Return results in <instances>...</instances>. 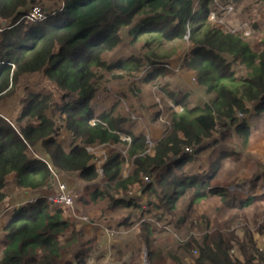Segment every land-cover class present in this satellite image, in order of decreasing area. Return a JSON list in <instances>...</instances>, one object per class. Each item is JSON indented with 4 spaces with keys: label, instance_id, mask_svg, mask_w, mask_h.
Segmentation results:
<instances>
[{
    "label": "trees",
    "instance_id": "obj_1",
    "mask_svg": "<svg viewBox=\"0 0 264 264\" xmlns=\"http://www.w3.org/2000/svg\"><path fill=\"white\" fill-rule=\"evenodd\" d=\"M195 1L0 0V99L24 77L35 75L61 95L54 103L48 89L26 87L15 117L0 112V206L9 197L7 189L29 192L4 215L0 264H86L78 216L92 206L109 218L117 208L136 207L123 219H106L103 224L114 237L122 228L138 224L134 238L144 243L149 264H166L167 259L173 264H264L258 245L264 241V219L255 221V231L241 226L250 224L251 215L264 216L260 213L264 192L244 200L229 197L225 186L235 180L221 181L220 172L226 159L241 154L233 149L228 153L222 146L215 149L227 139L246 148L264 131V37L254 45L243 39L246 29H228L207 20L212 14L223 21L229 5L232 12V5L245 0H219L220 11L214 0H199L197 9ZM35 10L43 19L26 18ZM130 25L133 41L144 35L143 48L152 40L186 38L192 48L179 67L192 73L203 94V99L191 100L193 89L185 84L166 91L169 102L162 96L161 102H154L153 119L163 121L165 132L151 149L144 134L128 131L125 124L133 119L132 113L115 115L117 104L106 108L93 103L97 91H107L124 72L128 74L124 77L132 78L130 71H137L144 82L157 87L156 78L175 71L165 62L167 57L153 52L145 54L150 65L144 66L133 54L116 56L123 43L121 29ZM120 95L126 97L124 92ZM52 108L70 133L68 145L57 139L55 123L46 114ZM120 135L129 137L126 155L131 167L120 177L124 158L111 153L102 165L104 181L97 182L94 156L87 148L117 142ZM248 174L252 187L264 184V170L252 174L250 169ZM56 175L75 176L85 184L86 196L73 197L72 207L42 198L55 193ZM149 176L152 181L141 191L149 198L143 209V203L126 194ZM95 183L100 185L94 187ZM118 190L126 193L119 195ZM213 196L222 207L214 209L212 226L209 218L196 220L192 213ZM147 214L161 221L158 226L163 230L170 228L181 243L157 247L159 231ZM253 232L263 237L256 240ZM172 246L177 247L174 253L169 251ZM184 253L191 262L185 261Z\"/></svg>",
    "mask_w": 264,
    "mask_h": 264
},
{
    "label": "rangeland",
    "instance_id": "obj_2",
    "mask_svg": "<svg viewBox=\"0 0 264 264\" xmlns=\"http://www.w3.org/2000/svg\"><path fill=\"white\" fill-rule=\"evenodd\" d=\"M216 1V6L222 10V7L220 6L221 2L219 0H214ZM200 1L196 0L195 1V6L194 8L197 9L199 7ZM234 10L231 12L230 5L228 6V14L223 18V21L220 20L217 16H214L210 14L207 18L208 21H211L212 23H218L220 26H225V28L228 29H237V30H243L244 35L243 39L248 42H253L254 45L259 44V41L262 37H264V0H245V1H240L235 5H232ZM47 10V9H46ZM131 27L132 25L128 27H124L121 29V35L123 39L122 46L119 48L116 56L126 58V55L128 54H133L135 57H139L141 59L140 65H150L148 63V60L145 57V54H149L150 52H153L157 54L158 56H161L162 58L167 57V61L173 68H175L174 72H168L164 73L162 76H159L156 78V81L154 83H157L160 86H153L150 82H144L143 79L138 76L137 71H130V76L132 78L124 77L128 76L127 72H124L122 75V78L114 80L109 86L107 91H97L96 93V98L93 99V103H99L101 106L106 107V108H111L113 104H117V107L114 110V114H121L124 117L129 116L130 113H132V118H128V124H125L128 131L133 133V134H139L142 133L146 137V141L148 144V147L151 149L153 148L155 142L162 137V135L165 132V125L163 121L161 120H156L153 119V115L156 112V109L154 107V102L158 101L161 102L160 99L162 97L165 98V101L169 102V98L166 96V91H172L179 89L180 85H191V88L193 89L191 91V100H199L203 99V94L199 92V88L195 82H193V75L191 72H185L180 69L179 64L180 61L185 53H187L191 48L192 45L189 44L188 40L186 38H183L184 41L181 40H173V41H154L152 40V43L150 44L149 48H143V36L140 35L136 40L133 41L134 35L131 33ZM187 40V41H186ZM133 67V66H132ZM117 72V71H115ZM121 71H119L120 73ZM134 78V79H133ZM132 79V80H131ZM163 86V87H162ZM31 88V89H41L45 88L48 89L49 92L52 93L53 95V101L54 103L57 102L58 100L61 99L60 93L52 86L49 85L47 80H45L43 77L40 75H35L32 77H24L21 82H19L18 87H16L10 94H8L6 97L0 99V112L3 113V115L7 116L8 118H13L17 115L19 112V101L21 97L25 95V88ZM165 89V90H164ZM167 89V90H166ZM186 90V87L183 88ZM159 90V92H158ZM121 92H124L126 94V97L120 95ZM150 93L152 97H150ZM163 109V108H162ZM176 110H178L177 107H175ZM100 110V109H99ZM47 116L53 120L55 123V127L58 130L57 134V139L61 141L64 145H68L71 140L70 133L64 129V124L65 122L62 120L60 117L61 115L59 114L58 110H55L54 108L49 109L46 112ZM242 117V116H239ZM163 119V118H162ZM256 137L254 140H250L247 142L246 148L242 146L243 148L239 149L237 148L233 142L230 139H227V141L221 143L220 145H217L215 149H218V147H226L227 152L230 153V149H233L235 152L240 153L241 155L239 158L232 155L231 158L226 159L223 168L220 172V177L219 179L221 181H227V180H232L234 179L235 182L237 180L238 183L240 182H245L247 178H244L242 175L244 171L247 170V172L251 169L252 174L253 170L254 172L264 170L263 166H260L255 163L260 162L261 164H264V148L262 152H258L255 147L259 143H257L254 147V144L256 142ZM243 140H240V143L243 144ZM249 147L252 148L249 150L246 154L245 149ZM128 149L127 141L123 140V135H120V140L117 142H109L107 144L103 145H95L94 147H89V152L94 156L93 158V163L95 165V171L98 174L97 182H102L104 176L102 175L101 172V167L104 164L106 157L111 154V153H119L120 157L124 158V163L122 164V169H121V174L120 177H125L126 174L128 173V170L131 167V160L127 158L126 151ZM241 151V152H240ZM234 159V160H231ZM252 160L253 163L250 161ZM187 167V166H186ZM249 169V170H248ZM62 182H65L68 190L72 192L73 197L76 199L80 195L86 196V188L85 184L80 182L75 176H60L56 175ZM153 176H149V180L152 181ZM249 179V178H248ZM149 182H144L142 185H135L132 187L126 194L128 197H133L134 191L137 193L139 192L141 194L142 189L146 184ZM100 184L95 183L93 186L97 187ZM14 186V185H13ZM246 187V185H243ZM259 186V185H258ZM263 186V185H262ZM12 187V186H11ZM91 187V188H94ZM261 187V186H260ZM236 188V187H235ZM254 187L252 188V190ZM8 191V199H6L5 204L0 206V232L2 230V227L4 225V215L7 213L9 208H13L14 204H18V193H21L18 190H9ZM251 189L249 191H252ZM264 191V188H262ZM258 191V190H256ZM260 194L262 191H259ZM117 194L122 195L125 194L126 192H122L121 190L116 191ZM138 193V194H139ZM251 194V193H250ZM23 196V193H21ZM143 198L141 199L140 197H133L136 199V201L143 203L142 208L145 209V202L148 198L147 193H142ZM44 196V195H43ZM77 196V197H76ZM250 196V195H249ZM236 197V196H235ZM241 198V197H239ZM246 198V195L243 196V199ZM85 199H87L85 197ZM242 199V198H241ZM33 201V200H30ZM29 201V202H30ZM135 203V200H134ZM136 204V203H135ZM259 205H262L259 203ZM77 207H79L77 205ZM91 208L90 210H87L86 212L81 211V215L78 217H81L79 219V222L81 221L82 223H89V222H84L82 220L83 217H86L89 221H94L98 219L101 216V208ZM136 207H131V208H117L115 210V213L111 214L116 221H119L120 219H123V217H126L129 213L131 214V211L136 212L135 210ZM215 209V206L211 208L210 210L207 211L206 214H204L205 217L209 218V220L213 223L215 221L216 215L213 213ZM260 213H264V210H260ZM79 213V214H80ZM133 216H137L136 213L132 214ZM111 216V217H112ZM151 223H153L157 227L158 233L155 234L156 237V243L157 247L159 248H165L166 245H175V241H179L178 237L176 238L169 228V230H163L158 226L162 225V222L156 221L153 219L151 215H145ZM199 216V215H198ZM197 216V217H198ZM255 215H251L248 217L249 223L247 222L243 224L245 227L252 229V230H257L255 227H257L258 224H256L255 221H258V223H262V219H264V216H261V214L258 213L257 216H261L260 219L259 217H254ZM145 217V218H146ZM196 217V218H197ZM102 219L100 220V224H103V221L108 219L109 216H107L104 212L101 217ZM194 218V219H196ZM109 220V219H108ZM221 223V222H220ZM113 224V223H111ZM264 224V223H263ZM81 225V224H80ZM96 225V224H95ZM106 226L103 224V227ZM137 226L138 224L132 226L130 229L124 230V228L121 229L119 235L117 236H126L128 234V244L126 248L124 249L125 255H127V261H124L122 264H149L146 258V247L144 246V243L142 242L141 244L139 243L138 238H134L135 233L137 231ZM102 227V226H100ZM96 227V231H100L102 228ZM220 227V226H219ZM239 226H236L234 229L237 230ZM221 228V227H220ZM125 233H124V231ZM127 231V232H126ZM211 231L209 230V233ZM113 233H116L113 231ZM96 233L93 235L95 236ZM254 236L256 237V240H260L261 237H263V234L260 235V238L257 237L256 232H253ZM1 235V234H0ZM92 237V236H91ZM85 242V241H84ZM181 243V240L179 241ZM175 243V244H174ZM155 247V246H154ZM85 249V248H84ZM166 249V248H165ZM177 247L172 246L169 251L171 252H176ZM236 250V249H235ZM235 252V251H234ZM185 256V261L191 262L192 257L184 253ZM183 258V260H184ZM168 263L166 264H173L172 260L167 259Z\"/></svg>",
    "mask_w": 264,
    "mask_h": 264
},
{
    "label": "crops",
    "instance_id": "obj_3",
    "mask_svg": "<svg viewBox=\"0 0 264 264\" xmlns=\"http://www.w3.org/2000/svg\"><path fill=\"white\" fill-rule=\"evenodd\" d=\"M255 145H256V147H255ZM254 147L258 152H262V150L264 148V131H262L260 136L256 139ZM252 148L253 147H249V144H248V148L245 149L246 154L249 150H251V152H252ZM258 164H260L261 166L264 167V164H261L260 162ZM243 174L242 175L244 176V178L249 177L247 170L244 171ZM248 181L249 180L247 179L245 182L238 183L236 180V182L234 181L231 184L226 185L225 188H226L227 195L229 197H232V198L244 200V199H247L251 196L261 195L259 191L264 192L262 190V188H264L263 183H258L256 185V187L252 190L253 187L251 186V183ZM244 184L246 185V187L243 186ZM250 189L252 191H249ZM256 190H258V191H256ZM28 193L29 192L27 191V192H23V196L21 195V193H18L17 195H18V198H20L22 200L23 198L25 199L27 196H29ZM132 193H133L134 197H140L141 199L143 198L142 193L140 194L138 192L139 193L138 194L136 191H134ZM245 195H246V198L243 199V196H245ZM239 197H241L242 199ZM213 206H215L216 211H218L219 208L222 207L219 198L216 196L210 197L206 201H201L198 205H196L194 212L192 213V217L196 218L199 215L196 218V220H198L201 216H204V214H206L208 210L213 208ZM108 219L112 222L113 221L115 222V220H116V219H114L113 216L108 218ZM105 221H103V222H105ZM97 223L99 224L100 221L94 222V223L89 222V223H82L81 224L82 231L84 233V241L86 242L85 250L88 253V256L86 259V262H87L86 264H122L124 261H127V255H125L124 249L126 248L128 241H130V239H128V234L130 232L127 233L126 236L124 235L121 237L120 236L114 237V235H112L111 233H108L109 231L105 227H100L102 229L97 232L96 227H99V225H97ZM95 232L98 234L93 236L95 234Z\"/></svg>",
    "mask_w": 264,
    "mask_h": 264
},
{
    "label": "built area",
    "instance_id": "obj_4",
    "mask_svg": "<svg viewBox=\"0 0 264 264\" xmlns=\"http://www.w3.org/2000/svg\"><path fill=\"white\" fill-rule=\"evenodd\" d=\"M26 18L43 19L42 15L38 14L36 10L34 11V13H30L29 16H26ZM123 140H126L127 142H129V137L123 136ZM87 150H89V148H87ZM186 151H188V150H186ZM188 152H190V151H188ZM101 172H102V167H101ZM53 178L55 179V190H56L55 193H53L51 195H44L41 197L45 198L48 202L56 204L58 206L72 207L73 206V194H72V192H70L68 190L66 183L62 182L57 176H54ZM143 181L149 182L150 181L149 177H144ZM39 197H37V198H39ZM37 198H35V199H37ZM82 220L84 222H90L86 217H83ZM243 224H245V223H243ZM243 224H241V226H244ZM108 233H110V232H108ZM258 245L260 246L262 255L264 256V241H260L258 243Z\"/></svg>",
    "mask_w": 264,
    "mask_h": 264
},
{
    "label": "water",
    "instance_id": "obj_5",
    "mask_svg": "<svg viewBox=\"0 0 264 264\" xmlns=\"http://www.w3.org/2000/svg\"><path fill=\"white\" fill-rule=\"evenodd\" d=\"M46 11H48V9H47ZM103 212H104V211L101 210V216H100L98 219H96V220H94V221L92 220V221H90V222L94 223V222H98V221H100V220L102 219L101 217H102V215H103Z\"/></svg>",
    "mask_w": 264,
    "mask_h": 264
}]
</instances>
